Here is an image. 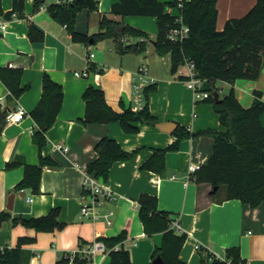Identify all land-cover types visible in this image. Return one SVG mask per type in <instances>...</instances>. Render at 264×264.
<instances>
[{
    "label": "crops",
    "instance_id": "0c3cea01",
    "mask_svg": "<svg viewBox=\"0 0 264 264\" xmlns=\"http://www.w3.org/2000/svg\"><path fill=\"white\" fill-rule=\"evenodd\" d=\"M4 11H10L13 0H2ZM120 0H99V11H83L77 18V30L89 35L99 30L102 14L116 21L146 31L155 40L158 21L150 16H127L124 19L111 15L114 4ZM170 2L172 0H160ZM181 1V0H179ZM59 0H45V6L34 12L35 0H26V19L7 20V29L0 31V66L23 69L22 86L28 87L16 100L9 101V90L0 79V121L18 108L28 115L19 124L7 123L0 131V211H8L13 218L26 219L47 216L53 209H60V218L67 227L56 233H37L22 225L14 226L12 220L0 227V247H16L20 237L36 238L35 243L25 244L27 264H56L65 252L79 249L80 240L89 245L100 238H113L126 231L129 235L123 246L129 250L134 264H153L155 248L161 246V233L148 236L139 216L138 200L142 194L156 196L159 208L168 212L173 221L179 222L180 232L187 240L180 254L184 264H202L209 259V252L224 257L231 247H239L243 264H264V202L256 208L240 200H228L227 189L214 190L210 183L188 180L189 166L205 165L213 153L214 137L203 134L207 130H222L215 106L206 100H196L193 92L172 72L171 55L160 56L151 43L146 54H119L115 41L107 50L98 42L87 46L76 43L66 27L55 22L47 11L50 4ZM257 0H218L217 29L222 31L230 19L245 16ZM172 12V10H170ZM35 25L45 35L44 42L34 43L29 36L30 25ZM105 41V40H104ZM137 43V38L130 39ZM95 46V48H93ZM94 57L89 59V54ZM90 62L97 70L90 76L77 77L75 72L90 69ZM147 67V75L155 80L156 90L149 95V108L158 123H174L196 136L183 138L178 149L165 155L163 173L142 169L155 149H165L177 141L176 131H162L156 125L139 123V133L129 135L121 123L107 125L85 124L84 93L89 86L102 89L108 105L123 113L133 108L134 84L139 68ZM49 74L62 85L64 101L53 127L46 134L48 145L42 150L44 157L53 159L54 166H46L41 177V192L31 190L15 192L24 177V167L7 169V164L23 158L28 164H39L40 153L33 140L36 123L32 112L43 93V78ZM220 95L236 90L244 107H250L254 92L260 91L264 101V67L259 79L237 80L233 85L218 82ZM264 121V116H263ZM109 137L117 140L124 151L133 157L118 161L110 171L107 189L98 202L84 193L83 180L89 162L97 159L96 144ZM68 146L69 151L57 149ZM14 194L13 209H8L9 197ZM30 199V200H29ZM89 205L97 218L86 217L82 208ZM110 221V223H109ZM119 247H117L118 249ZM93 264H113L109 250L96 254Z\"/></svg>",
    "mask_w": 264,
    "mask_h": 264
},
{
    "label": "trees",
    "instance_id": "16d2710c",
    "mask_svg": "<svg viewBox=\"0 0 264 264\" xmlns=\"http://www.w3.org/2000/svg\"><path fill=\"white\" fill-rule=\"evenodd\" d=\"M0 0V18L7 20L26 19V0H13L10 11H4ZM182 2V8L179 3ZM218 0H120L113 5L111 15L125 18L127 16H150L158 21V35L155 40L141 29L127 25L124 21H116L102 14L99 30L89 35L77 30L79 13L87 10L99 11V0H59L47 7L54 21L65 26L72 40L90 46L94 43L112 39L119 54H146L151 43L155 45L160 56L171 55L172 72L179 73V68L185 58L192 60L199 76L205 80V90L210 93L207 102L215 106L219 114L222 130H207L203 134L214 137L213 153L209 161L195 173L198 183H210L214 190L225 185L228 200H240L243 204L256 208L264 202V101L260 91L254 92V102L248 108L244 107L236 96V90L221 96L222 101L216 102L215 92H221L218 82L233 85L237 80L254 81L259 79L264 67V0L256 4L245 16L230 19L222 31L217 29ZM45 6V0H35L34 12ZM172 10V12L170 11ZM182 16L183 22L190 28V36L183 42L174 43L168 39L171 28L176 26V18ZM29 36L32 42H44L45 35L35 25H30ZM137 38V43L130 39ZM98 67L90 62V70ZM23 69L0 66V79L9 90V101L16 102L28 87L22 86ZM184 79L183 75H179ZM156 90L152 84L145 88V106L136 111L133 108L123 113L114 111L107 103L102 89L89 86L84 93L86 103L85 124L107 125L121 123L125 133L137 134L139 123L157 125L149 108V95ZM64 101V91L61 84L49 75L43 78V93L38 106L32 112L36 123L33 140L40 153L39 164H28L18 157L7 164V169L24 167V177L15 187V192L29 189L33 194L41 192V177L46 166L56 165L55 161L42 155V150L48 145L46 134L55 124ZM1 104H0V115ZM0 121V131L6 124V114ZM191 131L179 128L176 131L177 141L165 149H155L153 156L142 165V169L163 173L166 169L165 155L169 150L178 149L179 141L183 138L196 136ZM97 159L87 165V172L99 181L108 182L110 171L118 161H126L134 153L124 151L121 144L112 138L103 137L95 146ZM85 195L90 192L84 190ZM139 216L145 233L149 236L161 233V246L155 248L153 262L158 256L162 264H184L180 254L187 240L185 232H178L172 227L173 220L168 212L159 208L156 196L142 194L138 200ZM8 220L13 225H22L34 229L37 233H56L64 230L67 223L60 218V209H53L47 216L26 219L13 218L8 211H0V227ZM126 231L113 238H100L104 242L113 264H134L129 250L123 246L128 238ZM36 238L20 237L16 247H0V264H27L25 244L35 243ZM89 244L80 240L79 249L61 254L56 264H90L93 256L84 252ZM117 247H119L117 249ZM239 247H231L225 251L224 257H218L209 252V259L202 264H243Z\"/></svg>",
    "mask_w": 264,
    "mask_h": 264
},
{
    "label": "built area",
    "instance_id": "2783aa9c",
    "mask_svg": "<svg viewBox=\"0 0 264 264\" xmlns=\"http://www.w3.org/2000/svg\"><path fill=\"white\" fill-rule=\"evenodd\" d=\"M183 3H179V8H182ZM7 29V22L0 18V31L5 32ZM190 36V28L183 22L182 16H178L176 18V26L170 29L168 33V39L171 42L178 43L183 42ZM94 54H89V59L93 58ZM147 67L142 66L139 68V72L135 78L134 84V92H133V109L136 111L142 110L145 106V88L149 85L155 84V80L149 78L147 75ZM180 75H183L185 78L183 79L184 83L187 86V89H190L196 100H206L210 97V93L205 90L207 80L201 78L199 76L198 70L196 68L195 63L192 60L185 58L184 63L179 68L178 71ZM77 77H89L90 76V69L86 71H77L75 72ZM28 115L25 109L18 108L15 111L10 112L6 116V122L10 124H19L25 117ZM57 149L63 150L64 152L69 151L68 146H64L62 144H58ZM199 167L195 164H191L189 166V176L188 180H195V173L198 172ZM83 188L85 191L90 192V196L95 200L94 202H98L99 197L105 196L107 194V189L102 182H100L97 178L93 175H90L86 172L85 178L83 180ZM30 200V199H29ZM83 216L89 217L92 216L93 218H97V214L89 205H85L82 208ZM110 223V221H109ZM172 227L180 232L181 226L179 222L173 221ZM84 252L93 256L100 253L106 254L107 248L102 241H95L93 244L89 245L84 249ZM73 264V263H71ZM90 264H93L91 262Z\"/></svg>",
    "mask_w": 264,
    "mask_h": 264
},
{
    "label": "water",
    "instance_id": "95a60500",
    "mask_svg": "<svg viewBox=\"0 0 264 264\" xmlns=\"http://www.w3.org/2000/svg\"><path fill=\"white\" fill-rule=\"evenodd\" d=\"M94 41H91L90 40V45H94ZM214 98H215V101L216 102H219L222 101V99L220 98V92H215L214 93ZM157 128H159L160 130L162 131H166V132H169V134H172L176 131L177 129V125L174 124V123H158L156 125ZM217 190V189H216ZM14 198H15V195L12 194L10 197H9V202H8V209L9 210H12L13 209V203H14ZM163 260H162V257L161 256H158L156 258V260H154L153 264H162Z\"/></svg>",
    "mask_w": 264,
    "mask_h": 264
},
{
    "label": "rangeland",
    "instance_id": "374dc122",
    "mask_svg": "<svg viewBox=\"0 0 264 264\" xmlns=\"http://www.w3.org/2000/svg\"><path fill=\"white\" fill-rule=\"evenodd\" d=\"M101 43H103L102 46H104L107 50H109L108 48H109L110 45L112 44L111 41H106V40H105V41H101ZM93 48H95V46H94ZM222 188H223L222 190L227 189L225 185H223Z\"/></svg>",
    "mask_w": 264,
    "mask_h": 264
}]
</instances>
